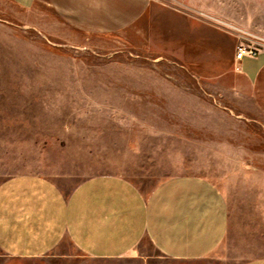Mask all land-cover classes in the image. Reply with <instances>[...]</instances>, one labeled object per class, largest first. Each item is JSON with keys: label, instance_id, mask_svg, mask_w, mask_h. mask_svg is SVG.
Listing matches in <instances>:
<instances>
[{"label": "rangeland", "instance_id": "1", "mask_svg": "<svg viewBox=\"0 0 264 264\" xmlns=\"http://www.w3.org/2000/svg\"><path fill=\"white\" fill-rule=\"evenodd\" d=\"M143 33H79L45 4L25 23L0 0V181L44 176L69 190L98 175L142 192L198 176L221 193L226 235L180 261L143 239L98 259L68 240L0 264H241L264 258V69L250 83L240 45L264 49V0H153Z\"/></svg>", "mask_w": 264, "mask_h": 264}, {"label": "crops", "instance_id": "2", "mask_svg": "<svg viewBox=\"0 0 264 264\" xmlns=\"http://www.w3.org/2000/svg\"><path fill=\"white\" fill-rule=\"evenodd\" d=\"M25 23L45 4L79 33H143L153 0H8ZM234 58V56H233ZM254 83L264 69V49L234 59ZM228 229L219 190L198 176L170 178L142 192L118 175L88 177L64 190L54 181L21 173L0 181V251L41 256L68 240L84 255L111 259L128 255L146 239L164 257L193 261L210 256ZM241 264H264L254 258Z\"/></svg>", "mask_w": 264, "mask_h": 264}, {"label": "built area", "instance_id": "3", "mask_svg": "<svg viewBox=\"0 0 264 264\" xmlns=\"http://www.w3.org/2000/svg\"><path fill=\"white\" fill-rule=\"evenodd\" d=\"M259 49L260 48L254 47L252 45H240L236 48L234 59H240L243 56L254 57L258 53Z\"/></svg>", "mask_w": 264, "mask_h": 264}]
</instances>
